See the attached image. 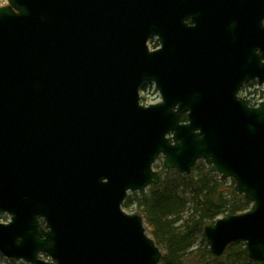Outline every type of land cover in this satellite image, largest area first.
Segmentation results:
<instances>
[{"label": "water", "instance_id": "water-1", "mask_svg": "<svg viewBox=\"0 0 264 264\" xmlns=\"http://www.w3.org/2000/svg\"><path fill=\"white\" fill-rule=\"evenodd\" d=\"M157 37L159 47L149 49ZM264 0L0 5V253L28 264H159L128 192L203 160L251 202L204 227L264 264ZM152 82L161 100L143 105ZM185 114L186 120L181 116ZM46 255L48 259L40 257Z\"/></svg>", "mask_w": 264, "mask_h": 264}, {"label": "trees", "instance_id": "trees-1", "mask_svg": "<svg viewBox=\"0 0 264 264\" xmlns=\"http://www.w3.org/2000/svg\"><path fill=\"white\" fill-rule=\"evenodd\" d=\"M183 121L186 115L181 116ZM212 172L211 167H208ZM169 171V170H168ZM166 171V172H168ZM195 202L191 225L181 233L172 227V217L180 214L182 207L176 196L157 185L150 186L149 195H141L138 214L145 221L151 235L162 250L159 264H254L246 259L243 245L231 244L221 257H214L209 250L192 248V229L202 231L207 224L214 222L219 214H237L249 208V201L234 190V183L227 184L219 174L214 177L186 175ZM172 218V219H171ZM7 264H23L7 259Z\"/></svg>", "mask_w": 264, "mask_h": 264}, {"label": "rangeland", "instance_id": "rangeland-1", "mask_svg": "<svg viewBox=\"0 0 264 264\" xmlns=\"http://www.w3.org/2000/svg\"><path fill=\"white\" fill-rule=\"evenodd\" d=\"M6 0H0V5L5 4ZM150 48L155 47V45L150 42L149 43ZM250 90L254 92L255 98H263V86L258 85L257 82H255L254 85L250 87ZM140 98L141 103L143 104H149L154 103L157 101H160V96L158 91L154 88L153 83L147 82L144 83L140 87ZM209 166L205 164L203 160H198L195 165L192 168V171L195 176H205V177H214L215 174H218L212 170V172L208 168ZM153 168L157 170L160 173V181L162 183V188H164L166 191H169L173 193L177 201H179V206L182 207V211L180 214H177L175 217H172L174 222L172 223V227L177 233H181L182 231L187 230L186 228L190 227L191 223V217H193V210H194V204L192 198V190L189 186V179L186 176L185 173L179 172L176 169H165L163 167L162 158L159 157L156 162L153 165ZM169 170V171H168ZM168 171V172H166ZM233 179L227 178L226 183H232ZM234 183V181H233ZM150 194V186L146 188L144 194H139L137 191H131L128 192L123 204L122 209L126 213H136L138 214V202L141 195H149ZM251 206V203L248 205ZM224 216L223 214H219L218 217ZM171 218V219H172ZM9 220V215L5 212H0V221L6 222ZM145 228L149 236L154 240V237L151 235L149 228L147 227L145 221ZM193 241L192 248H199L201 251L208 250V245L205 241V237L203 234V230H194L192 229V232L190 233ZM156 240V239H155ZM154 240V241H155ZM157 241V240H156ZM156 243V242H155ZM238 245H243L242 243H236ZM160 246V245H158ZM0 264H7V259L0 254Z\"/></svg>", "mask_w": 264, "mask_h": 264}, {"label": "flooded vegetation", "instance_id": "flooded-vegetation-1", "mask_svg": "<svg viewBox=\"0 0 264 264\" xmlns=\"http://www.w3.org/2000/svg\"><path fill=\"white\" fill-rule=\"evenodd\" d=\"M150 42H152L155 45V47L150 48V46H149V43ZM148 46H149L150 49H156V48H158L159 42L157 40V37H153V38L149 39ZM255 82H257L256 79H253V80H251L249 82L243 83V85L241 86L240 91L238 93L239 96L241 98H243L250 105H253L259 99V98H255L254 97V92L250 90V87L252 85H254ZM142 85H144V83ZM258 85H260V84L258 83ZM260 86H262V85H260Z\"/></svg>", "mask_w": 264, "mask_h": 264}]
</instances>
